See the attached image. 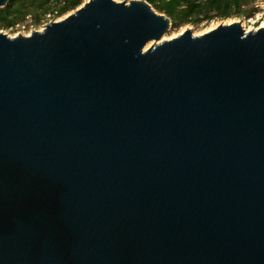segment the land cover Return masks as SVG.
<instances>
[{"label":"water","instance_id":"obj_1","mask_svg":"<svg viewBox=\"0 0 264 264\" xmlns=\"http://www.w3.org/2000/svg\"><path fill=\"white\" fill-rule=\"evenodd\" d=\"M170 26L84 0L0 29V264H264V26Z\"/></svg>","mask_w":264,"mask_h":264},{"label":"trees","instance_id":"obj_2","mask_svg":"<svg viewBox=\"0 0 264 264\" xmlns=\"http://www.w3.org/2000/svg\"><path fill=\"white\" fill-rule=\"evenodd\" d=\"M84 0H8L0 8V28H8L30 15L39 23L46 14L58 17L73 10ZM171 20V26L198 24L213 17L249 16L256 0H146Z\"/></svg>","mask_w":264,"mask_h":264},{"label":"rangeland","instance_id":"obj_3","mask_svg":"<svg viewBox=\"0 0 264 264\" xmlns=\"http://www.w3.org/2000/svg\"><path fill=\"white\" fill-rule=\"evenodd\" d=\"M254 11L251 15L249 16H231V17H227V18H219V17H213L209 20H203L198 24H191V23H186V24H182L179 26H170L169 30L167 31V33L165 34V38H169V37H173L176 34L180 33L181 28L184 26L185 28H191L192 31H196L199 33H202L205 31V29H208L209 27L214 28L215 26H217L218 24L221 23H226L228 20L230 22H235V21H239L241 26L246 29L249 30L252 27H257L260 22L264 19V0H256L254 3ZM71 11V10H70ZM62 14L61 16L58 17H51V15L46 14L44 18H42L40 20L39 23H35L33 21L32 16L30 15H26L24 17V19H19L17 22L20 25H24V33L27 34L29 33L31 30L33 29H40L46 22H48L49 20L52 19H59L60 17L64 16L65 14H67L68 12ZM258 17V19H257ZM257 19V21H256ZM255 21V22H253ZM243 24V25H242ZM4 33L12 36L17 34V30L13 27V28H0ZM182 32V31H181Z\"/></svg>","mask_w":264,"mask_h":264},{"label":"bare ground","instance_id":"obj_4","mask_svg":"<svg viewBox=\"0 0 264 264\" xmlns=\"http://www.w3.org/2000/svg\"><path fill=\"white\" fill-rule=\"evenodd\" d=\"M226 23H230V21L228 20ZM243 25V24H242ZM258 26H264V19L260 22V24L258 25ZM253 28H255V27H252L251 29H253ZM186 28L183 26L182 28H181V31H184ZM210 29H212V27H209L208 29H205V31H207V30H210ZM244 30H246V29H244ZM181 31H180V33H181ZM204 31V32H205ZM192 33L193 34H196V33H198V32H196V31H192ZM203 33V32H202ZM179 34V33H178ZM200 34V33H199ZM163 39H165V35L162 37ZM153 41H149L146 45H145V48L146 47H148L151 43H152Z\"/></svg>","mask_w":264,"mask_h":264},{"label":"built area","instance_id":"obj_5","mask_svg":"<svg viewBox=\"0 0 264 264\" xmlns=\"http://www.w3.org/2000/svg\"><path fill=\"white\" fill-rule=\"evenodd\" d=\"M258 19V17H257ZM256 19V21H257ZM255 22V21H253ZM15 28L17 30V33H22V34H25L23 29H24V25H20L18 22H15L12 26H10L9 28ZM28 34V33H27Z\"/></svg>","mask_w":264,"mask_h":264}]
</instances>
